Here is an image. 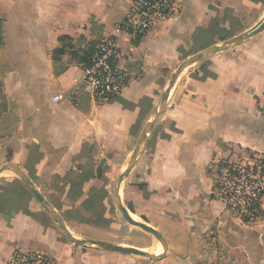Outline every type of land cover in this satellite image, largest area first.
Wrapping results in <instances>:
<instances>
[{"label":"crops","instance_id":"crops-1","mask_svg":"<svg viewBox=\"0 0 264 264\" xmlns=\"http://www.w3.org/2000/svg\"><path fill=\"white\" fill-rule=\"evenodd\" d=\"M133 1L0 0V168L18 167L67 228L76 214L60 210L55 197L77 207L107 191L105 168L115 179L124 172L175 70L264 20V0H179L177 13L134 39L117 30ZM107 38L116 40L127 83L98 104L83 85L84 58L89 42ZM203 61L177 78L120 187L130 216L165 240L162 257L74 245L33 200L19 201L11 187L18 180L4 171L0 264L18 248L55 264H264V214L247 223L228 213L207 173L210 163L241 152L264 155V30ZM125 227L135 239L113 244L162 254L150 234Z\"/></svg>","mask_w":264,"mask_h":264},{"label":"built area","instance_id":"built-area-1","mask_svg":"<svg viewBox=\"0 0 264 264\" xmlns=\"http://www.w3.org/2000/svg\"><path fill=\"white\" fill-rule=\"evenodd\" d=\"M179 9V0H134L130 14L117 30L129 33L134 39L141 38ZM118 58L114 38L101 39L91 48L83 85L91 90L92 98L98 104L114 99L126 86L127 73L117 67ZM54 100L58 101L59 97L55 96ZM259 107L264 120V104ZM207 173L212 178L214 197L225 204L228 213L247 223L263 216L264 155L241 152L233 160L210 163ZM8 264L55 263L48 254L18 248Z\"/></svg>","mask_w":264,"mask_h":264},{"label":"water","instance_id":"water-1","mask_svg":"<svg viewBox=\"0 0 264 264\" xmlns=\"http://www.w3.org/2000/svg\"><path fill=\"white\" fill-rule=\"evenodd\" d=\"M262 30H264V20L258 24L256 27L243 32L241 34H239L238 36L234 37L233 39L229 40V41H223L220 44L217 45H213L193 56H191L190 58H188L187 60H185L176 70L175 72L170 76V80L168 82V85L165 89V91L163 92V94L160 97V100L155 108V111L153 113V117L150 121V123L148 124V126L146 127V129L144 130V133L142 135L141 140L138 142V144L134 147L132 154L129 158V161L127 163V166L124 170V172L122 174H120L116 181H115V186H114V200H115V204L117 209L119 210L120 214H121V218L128 223L129 225L139 228L142 231H144L145 233L150 234L151 236H153L154 238H156L162 245L163 248V252L161 255L158 256H154V255H150L146 252H142L139 251L135 248H131V247H120V246H116L113 244H109V243H105V242H99V241H95V240H77L76 238L73 237L72 233L68 230V228L65 226L64 222L62 221V219L60 218V216L53 210V208H51V206L47 203V201L43 198V196L41 194L38 193V191L36 190V188L34 187L33 183L28 179V177L16 166L13 165H5L3 167L0 168V174L3 173L4 171H10L12 173H14L19 180L21 181V183L25 186V188L27 189V191L30 193V195L32 196V198H34L36 200V202L41 206V208L47 213V215L53 220V222L58 226V228L60 229V231L66 236V238L73 243L74 245H78V246H94L100 250H104V251H109V252H115V253H120L123 255H135V256H140V257H144L147 258L151 261H156L159 260L162 255L166 252L167 250V245L165 240L163 239V237L153 228H151L150 226H147L146 224H142L140 222L135 221L130 214L128 213V211L121 205V200H120V187L121 184L123 183V181L125 180V178L127 177L129 171L131 170L133 164L135 163L136 157L137 155L141 152V150L144 148L149 135L151 133V130L154 126V124L157 122L163 108L164 105L169 97V94L177 80V78L185 71L187 70L189 67L196 65L197 63H199L200 61H203L207 58H209L210 56L219 53L223 50L232 48L234 46L239 45L240 43H243L244 41L249 40L250 38H252L253 36H255L256 34H258L259 32H261Z\"/></svg>","mask_w":264,"mask_h":264},{"label":"rangeland","instance_id":"rangeland-1","mask_svg":"<svg viewBox=\"0 0 264 264\" xmlns=\"http://www.w3.org/2000/svg\"><path fill=\"white\" fill-rule=\"evenodd\" d=\"M234 37H230L225 41H229L233 39ZM200 62L202 63L204 61H200ZM2 69H3V57H2V52H1V41H0V71ZM105 173L107 174V176H103V178L105 177L107 179L102 180V183H103V187H105L107 191H103V194L101 196H96V198H93V197L89 198L90 200L89 204H87L88 201H86L84 204L74 207L72 204H68L66 202H60V199H61L60 197H55V199L53 200L55 201L54 204L57 205V207L60 210L64 209V207H70L72 208L70 209V212L73 213V215L76 214L75 217H71L73 218L72 219L73 222H70L71 225H68L69 227L68 230L75 236L77 240H95L99 242L113 244L114 241H117V240L128 241L131 239H135L134 235L131 234V232L127 231V227H125V229L120 228V225L123 224L125 221L121 218V214L119 210L117 209L115 200H114L113 191H114V186H115V181H116L115 172L112 174L110 168L106 167ZM13 176L18 181L16 183H11L12 184L11 187L13 189H16L15 190L16 192L17 191L20 192L19 201H21V203L23 204L24 202H28V200H33L39 206L43 214L47 216V219L53 222V220L41 208V206L36 202V200L32 198V196L26 190V188L21 183L19 178L15 174H13ZM98 184L100 187L102 186L101 182ZM38 193L40 194V192ZM44 199L46 200V198ZM47 203L49 204L48 201ZM121 205L124 208L126 207L125 204H123L122 200H121ZM56 213L58 214L59 212L57 211ZM62 216L65 218L68 217L63 212H62ZM55 226L60 231V229L58 228L56 224ZM60 233L66 238V236L61 231ZM155 239L156 238H154L153 241ZM159 244L161 245L160 242ZM113 245L119 246L117 244H113ZM91 247L96 248L90 245H88L86 248H91ZM120 247H125V246H120Z\"/></svg>","mask_w":264,"mask_h":264},{"label":"trees","instance_id":"trees-1","mask_svg":"<svg viewBox=\"0 0 264 264\" xmlns=\"http://www.w3.org/2000/svg\"><path fill=\"white\" fill-rule=\"evenodd\" d=\"M89 24L91 25V28L92 29H96L95 27V22L93 21L92 18L89 19ZM120 25V24H119ZM118 25V26H119ZM91 29V30H92ZM98 30H100V27H98ZM138 39V38H137ZM101 39H98V40H95V41H91L88 43V49H87V52H86V55H85V58H84V63H85V67L89 65V57H90V53H91V48L94 44H96L97 42H99Z\"/></svg>","mask_w":264,"mask_h":264},{"label":"bare ground","instance_id":"bare-ground-1","mask_svg":"<svg viewBox=\"0 0 264 264\" xmlns=\"http://www.w3.org/2000/svg\"><path fill=\"white\" fill-rule=\"evenodd\" d=\"M157 242H158V240L157 239H155ZM159 243V242H158ZM161 246V245H160Z\"/></svg>","mask_w":264,"mask_h":264}]
</instances>
